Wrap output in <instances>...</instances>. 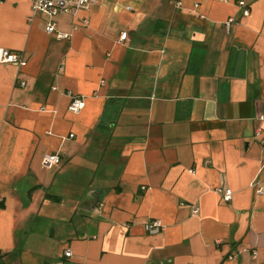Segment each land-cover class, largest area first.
<instances>
[{
  "label": "crops",
  "instance_id": "1",
  "mask_svg": "<svg viewBox=\"0 0 264 264\" xmlns=\"http://www.w3.org/2000/svg\"><path fill=\"white\" fill-rule=\"evenodd\" d=\"M0 48V264H264V0H3Z\"/></svg>",
  "mask_w": 264,
  "mask_h": 264
},
{
  "label": "built area",
  "instance_id": "2",
  "mask_svg": "<svg viewBox=\"0 0 264 264\" xmlns=\"http://www.w3.org/2000/svg\"><path fill=\"white\" fill-rule=\"evenodd\" d=\"M3 0H0L2 2ZM101 0H29L30 2V10L31 14L34 15L36 13H40L46 16L49 20H52L55 16L59 14H71L76 15L78 11L84 10L86 11L89 7L98 5ZM225 1V0H221ZM238 8L241 10L242 16L246 17L248 15V10L243 1L237 2ZM232 24V20H227L223 26L225 32H228ZM44 31L47 35L54 36L60 40L68 39V35L56 33L54 24L49 22L46 24ZM126 40V34L122 33L119 35V41L123 42ZM0 64L1 65H13L19 70L20 68L25 66V61L22 59L20 54L10 53L6 50L0 48ZM21 86L23 84L21 83ZM69 96V104L67 107V111L71 114H77L84 108V101L81 98L75 97L71 94ZM258 137V130L255 134ZM261 144H264V139L261 140ZM59 163V157L57 154H45L41 160V167L43 169H50L57 166ZM253 187V185H252ZM257 194H261V190H256ZM231 199V192L226 190L223 194V200L225 202H229ZM198 210L194 209L192 213L197 214ZM143 229L145 232L149 234H156L162 231V224L160 221L154 220L151 222H147L143 225ZM65 257H70V252L66 251L64 253Z\"/></svg>",
  "mask_w": 264,
  "mask_h": 264
}]
</instances>
